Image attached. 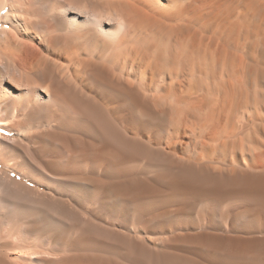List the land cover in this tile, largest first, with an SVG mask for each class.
Wrapping results in <instances>:
<instances>
[{
  "label": "bare ground",
  "instance_id": "1",
  "mask_svg": "<svg viewBox=\"0 0 264 264\" xmlns=\"http://www.w3.org/2000/svg\"><path fill=\"white\" fill-rule=\"evenodd\" d=\"M0 264H264V0H0Z\"/></svg>",
  "mask_w": 264,
  "mask_h": 264
}]
</instances>
